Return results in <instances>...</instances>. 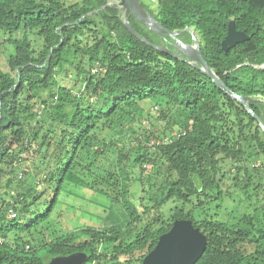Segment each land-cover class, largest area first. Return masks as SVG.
<instances>
[{"label":"trees","instance_id":"1","mask_svg":"<svg viewBox=\"0 0 264 264\" xmlns=\"http://www.w3.org/2000/svg\"><path fill=\"white\" fill-rule=\"evenodd\" d=\"M108 1L0 0V31L12 49L9 71L0 69V264H46L73 252L86 253L84 264H142L175 219L206 237L194 264H264L260 126L201 70L133 35L117 7H103ZM149 1L138 0L165 28L194 32L232 92L259 100L248 105L264 123V0ZM230 20L249 39L225 52ZM161 120L166 137L157 143L150 126ZM19 164L33 174L26 186ZM226 172L229 190L220 186ZM78 187L118 202L125 224L68 230L61 220L54 229L61 194ZM235 196L245 205L227 210Z\"/></svg>","mask_w":264,"mask_h":264},{"label":"water","instance_id":"2","mask_svg":"<svg viewBox=\"0 0 264 264\" xmlns=\"http://www.w3.org/2000/svg\"><path fill=\"white\" fill-rule=\"evenodd\" d=\"M124 2L126 3L128 10L122 15L121 8H118L117 16L133 35L137 36L142 41H145L155 49L166 52L170 56L185 61L193 67L201 70L231 99L241 104L257 121L264 133V123L248 105L251 101L259 100L234 93L224 84V82L207 65L200 52L198 39L195 37L194 32L191 29L185 27L182 30H169L158 22L149 12L145 11L138 0H124ZM107 5H114L117 7L109 1L103 7ZM129 14L146 29L155 33L162 40L166 41V43L171 45L174 48V51H170L162 45L151 44L143 37L139 36L129 25ZM183 33L189 35V43H185L180 39ZM247 39H249V36L244 32L237 30L234 26V21L230 20L227 24L226 34L220 44L223 51L226 52L237 43L243 42ZM8 182L9 179L6 182V187ZM205 246V235H203L197 227H194L189 219H175L170 228L158 237L154 247L143 257L142 264H194L203 253ZM86 258L87 255L84 252H73L67 255L53 256L48 259L46 264H84Z\"/></svg>","mask_w":264,"mask_h":264},{"label":"rangeland","instance_id":"3","mask_svg":"<svg viewBox=\"0 0 264 264\" xmlns=\"http://www.w3.org/2000/svg\"><path fill=\"white\" fill-rule=\"evenodd\" d=\"M67 1L71 2L75 0H67ZM141 2L144 5L152 3L149 0H141ZM115 5L117 6V8H119L117 4ZM121 11L123 15V9H121ZM3 33L5 32L0 31V69L3 71H9L7 60H8V56L11 53L12 49L9 43L6 41V37H8V34L5 33L4 35ZM186 34L187 33L182 34L183 39H184L183 41H185L186 43H189L188 36H187L188 34L187 35ZM158 40H159L157 43L158 45H162L168 50L174 51V48L168 43H166V41L160 38ZM58 81L60 82V84L66 85L65 75L61 74V77L58 78ZM153 108H154V105H153ZM153 108H152L153 112L150 110L151 113H158L159 110L158 109L155 110ZM163 129H164V124L162 123V120L158 121L154 126L151 125L150 130L153 132L152 133L153 135L149 136L150 140H153L155 138L154 135H157L158 138L155 139L154 142H157V143L161 142L160 139L166 137V135L164 136L163 134H161ZM169 133L170 135H176L178 133V129L172 128V130ZM136 135H138V133H135L133 136H129L126 139H123V144L125 145V147L130 144V141L131 142L135 141V138L138 137V136L136 137ZM139 140L141 143L143 144L145 143L144 137L143 138L141 137ZM148 147L153 149L152 146H148ZM221 166L223 167L222 170H226V171H229L231 167L229 162H223ZM17 168L18 169H16V174L19 176V174L21 173L20 176L23 181V186H26L28 182L33 181L32 180L33 174L28 173L27 175L28 177L24 174L27 171L30 172L29 165L19 164ZM22 169L24 170V172H22ZM230 177L231 175L228 174L227 172L224 176H222L221 181H220V186L222 189L229 190L227 187L228 185L231 184ZM24 181H27V183H25ZM10 183L11 182L9 180L7 188L9 187ZM0 190H1V187H0ZM70 191L74 192V194H71L69 192L68 195L66 196L64 194H61L60 196V203L58 206V208L60 209V216L56 221L53 220L54 222H57L56 224L53 223V225L57 227V228H54L57 231L61 230V220L63 224L66 225V228L68 230L78 228L80 226H90V227L99 228V229L121 228L125 224L126 217H125V214H123V211L118 202L112 201L109 197L103 198L99 195H94L91 191H86L85 189H82L79 187L71 189ZM141 194L142 193L140 191V188L137 185V187H134L133 192L130 193L129 199L133 203L136 204ZM237 205L238 206L245 205V203L240 201L238 197L235 196L226 204L227 206L226 209L227 210L233 209ZM172 206H174V204ZM163 212L166 213V210H163ZM200 213H201V210L195 211L193 213L194 218H198L200 216Z\"/></svg>","mask_w":264,"mask_h":264},{"label":"bare ground","instance_id":"4","mask_svg":"<svg viewBox=\"0 0 264 264\" xmlns=\"http://www.w3.org/2000/svg\"><path fill=\"white\" fill-rule=\"evenodd\" d=\"M109 2L117 4L119 8L123 9V14L125 13L126 10H128V7H127L126 3L124 2V0H110ZM182 41H183V39H182ZM183 42H185V41H183Z\"/></svg>","mask_w":264,"mask_h":264},{"label":"built area","instance_id":"5","mask_svg":"<svg viewBox=\"0 0 264 264\" xmlns=\"http://www.w3.org/2000/svg\"><path fill=\"white\" fill-rule=\"evenodd\" d=\"M94 70V69H93ZM93 70H91V72L93 71ZM94 72V71H93ZM21 175V173L19 174V176Z\"/></svg>","mask_w":264,"mask_h":264}]
</instances>
